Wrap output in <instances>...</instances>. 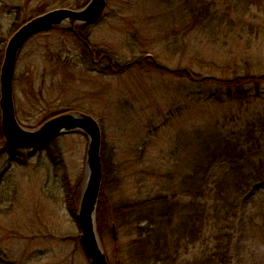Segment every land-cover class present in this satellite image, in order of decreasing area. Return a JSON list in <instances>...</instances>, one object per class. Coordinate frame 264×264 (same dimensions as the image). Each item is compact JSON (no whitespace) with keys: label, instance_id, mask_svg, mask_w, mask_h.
Here are the masks:
<instances>
[{"label":"rangeland","instance_id":"1","mask_svg":"<svg viewBox=\"0 0 264 264\" xmlns=\"http://www.w3.org/2000/svg\"><path fill=\"white\" fill-rule=\"evenodd\" d=\"M89 1L4 0L0 3V47L6 45L15 23L56 8L83 7ZM142 5L152 10L143 0H107L100 20L88 28L85 42L120 65L148 56L143 64L121 71L109 61L98 65L102 57L100 60L97 55L84 60L86 43L75 37L78 33L73 28L67 30L69 24H63L24 45L13 83L17 118L28 129H36L45 118L70 108L82 110L102 124L105 155L110 159L108 181L119 178L115 189L106 190L109 203L102 220L103 247L110 264H140L130 257L128 244L135 236L130 229H118L112 239L109 225L114 206H131L145 198L151 193L153 171L163 165V173L178 172L172 161L186 159L188 153L182 138L192 118L186 105L187 78L172 76L166 69H174L177 61L184 60L186 65L189 55L184 59L181 53L171 56L158 39L159 34L163 36L166 17H156V11L140 13ZM202 40L201 34H195L197 49H203ZM222 44L218 58L238 56L264 67L260 48L252 50L242 42L234 49ZM194 69L202 72L197 65ZM178 103L185 105L183 112L176 107ZM262 110L264 100H259L222 130L239 131L253 113ZM173 111L178 113L170 118ZM88 144L84 134L68 133L57 136L42 150L34 144L1 155L0 264H90L78 223L65 205V194L59 192L82 176ZM214 175L211 172L210 177ZM185 199L179 194L176 200L183 204ZM260 211H264V182L240 198L232 264H264V243L255 238L251 228L252 218ZM203 242L204 238L195 246L182 247L176 264H189L200 257L207 246Z\"/></svg>","mask_w":264,"mask_h":264},{"label":"trees","instance_id":"2","mask_svg":"<svg viewBox=\"0 0 264 264\" xmlns=\"http://www.w3.org/2000/svg\"><path fill=\"white\" fill-rule=\"evenodd\" d=\"M143 4H150L152 10L148 11L142 5L140 13L156 11V17H166L163 36L158 35L159 43H165L171 56L181 53L184 59L189 55L186 65L182 60L176 62L174 69H166L172 76L187 78L186 105L192 118L182 138L188 153L186 159L179 157L178 161H172L173 170L178 172L171 173L173 171L167 169L169 171L163 173V165L153 171L151 193L145 198L131 206L123 203L114 206L113 221L109 225L112 239L113 226L116 231L130 229L135 235L128 244L134 262L176 264L182 247L195 246L204 238L206 248L189 264H232L231 249L240 198L254 185L264 182V110L253 113L239 131L224 132L222 129L240 119L244 108L264 100V67L251 60H241L238 56L220 59L217 54L222 43L234 49L236 43L242 42L252 50L260 48L264 51V0H143ZM150 23H153V18ZM20 25L15 23L9 35ZM89 27L76 26L78 34L74 33L75 37L83 44L89 39ZM198 33L205 42L203 49H197L193 41ZM4 49L5 45L0 47V65ZM83 50L84 60L90 54L97 55L99 59L104 56V61L109 58L112 66L121 71L146 61L142 58L120 65L109 54H103L88 43ZM195 65L202 72H197ZM184 106L183 103L176 104L182 112ZM176 113L173 111L170 118ZM54 139L36 148L45 149ZM20 149L23 148L7 145L3 135L0 136V157L3 153L11 154ZM105 152L103 141V183L97 213L98 232L103 245L106 235L102 220L109 203L106 190L115 189L119 181V178L108 181L107 162L110 159ZM211 172L215 174L213 178L210 177ZM84 175L85 171L75 184L67 183L65 191H59L65 194L62 193L65 205L75 221ZM68 186H71L70 190ZM179 194L186 197L183 204L176 200ZM251 228L255 238L264 243V211L252 218Z\"/></svg>","mask_w":264,"mask_h":264},{"label":"water","instance_id":"3","mask_svg":"<svg viewBox=\"0 0 264 264\" xmlns=\"http://www.w3.org/2000/svg\"><path fill=\"white\" fill-rule=\"evenodd\" d=\"M106 5L107 0H90L81 8H56L27 20L8 39L0 66L1 130L7 145L13 148L29 147L68 133H82L88 139L85 175L76 220L80 242L90 264H109L97 225L103 182V133L100 123L88 113L68 111L54 115L36 129H28L17 118L13 83L20 51L33 36L63 24H69L73 29L76 25H91L100 19ZM113 235L116 239L115 226Z\"/></svg>","mask_w":264,"mask_h":264},{"label":"flooded vegetation","instance_id":"4","mask_svg":"<svg viewBox=\"0 0 264 264\" xmlns=\"http://www.w3.org/2000/svg\"><path fill=\"white\" fill-rule=\"evenodd\" d=\"M87 44V43H86ZM87 46V48L89 47V45H86ZM90 48V47H89ZM102 59V61L99 63V64H102L103 62H104V56L101 58ZM100 59V60H101ZM108 59V61L110 62V66L113 68V66H112V62H111V60H109V58H107Z\"/></svg>","mask_w":264,"mask_h":264}]
</instances>
